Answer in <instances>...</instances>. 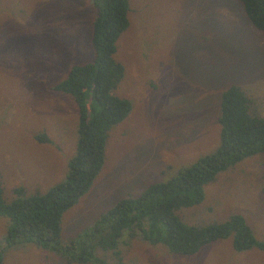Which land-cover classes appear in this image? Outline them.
Masks as SVG:
<instances>
[{
  "label": "rangeland",
  "instance_id": "1",
  "mask_svg": "<svg viewBox=\"0 0 264 264\" xmlns=\"http://www.w3.org/2000/svg\"><path fill=\"white\" fill-rule=\"evenodd\" d=\"M129 2L130 26L115 56L125 74L115 95L129 101L132 111L110 132L93 187L64 214L63 242L78 241L120 201L214 152L220 99L230 86H240L264 117V33L238 0ZM93 21L89 0H1L0 182L8 203L16 188L46 193L66 178L79 111L72 97L50 89L74 65L92 61ZM42 134L51 142L35 140ZM205 193L203 203L178 212L186 225L221 224L241 215L264 242V154L219 175ZM9 225L0 218V249ZM121 250L124 264H264L263 251L237 252L232 237L193 256L139 239ZM45 253L31 244L15 246L4 264H66Z\"/></svg>",
  "mask_w": 264,
  "mask_h": 264
},
{
  "label": "trees",
  "instance_id": "2",
  "mask_svg": "<svg viewBox=\"0 0 264 264\" xmlns=\"http://www.w3.org/2000/svg\"><path fill=\"white\" fill-rule=\"evenodd\" d=\"M89 1L94 9L93 59L74 65L68 76L50 89L72 97L77 105L76 153L68 163L64 181L46 193L30 195L22 186L14 190L15 199L8 203L0 182V218L10 222L5 246L0 249V264H4L7 251L23 244L53 254L66 264H124L121 247L133 239L161 244L179 256H193L205 246L231 237L237 252H264V242L256 239L241 215L207 226H188L178 216L181 209L203 203L205 187L219 175L264 154V117L253 110L252 100L238 85L222 93L218 112L220 143L214 152L181 169L167 182L150 184L140 196L120 201L101 214L78 241H62L64 214L93 187L105 164L110 132L132 111L129 101L115 95L125 74L115 56L118 42L130 26V2ZM238 1L252 26L264 33V0ZM35 140L40 144L51 142L46 134ZM102 255L108 257L102 259Z\"/></svg>",
  "mask_w": 264,
  "mask_h": 264
}]
</instances>
